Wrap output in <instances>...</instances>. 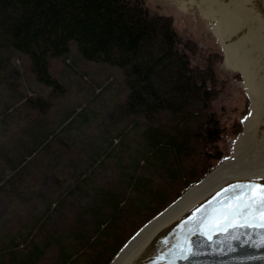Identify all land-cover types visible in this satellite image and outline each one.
Returning <instances> with one entry per match:
<instances>
[{"label": "trees", "instance_id": "trees-1", "mask_svg": "<svg viewBox=\"0 0 264 264\" xmlns=\"http://www.w3.org/2000/svg\"><path fill=\"white\" fill-rule=\"evenodd\" d=\"M72 42L77 58L122 69L123 83L111 90L124 120L102 130L109 141L100 136L98 146L88 136L85 164L75 169L76 160L70 161L49 197L25 186L32 178L26 168L57 158V149L71 155L61 135L82 134L98 119L92 100L63 104V115H51L56 96L67 95L54 62H69ZM16 53L29 59L35 81L49 89L46 96H25L29 112L20 114L25 127L13 142L19 151L0 159V195L40 213L19 240H0V264H110L146 223L217 167L227 155L221 143L240 136L249 113L247 99L240 117L226 125L214 103L241 76L222 77L223 53L204 51L148 0H0V85L11 77ZM132 131L139 135L136 146ZM53 167L44 164V184ZM17 218L20 224L0 226L13 231L26 225L27 217Z\"/></svg>", "mask_w": 264, "mask_h": 264}, {"label": "rangeland", "instance_id": "rangeland-1", "mask_svg": "<svg viewBox=\"0 0 264 264\" xmlns=\"http://www.w3.org/2000/svg\"><path fill=\"white\" fill-rule=\"evenodd\" d=\"M148 2L154 7L159 5L161 12L172 15L179 31L188 37L198 40L204 51L209 52L211 50H217L223 53V59L218 64V71L222 77H231L233 74H239L241 76V79L230 80L225 91L215 101L214 105L216 109L223 114V121L229 126L232 121L240 117L239 113L246 108V100L248 99L249 113L244 118V130L246 120L249 117L252 108L253 100L251 89L253 87H250L249 83L244 78L243 73L236 69L233 70V68L228 66L225 60V45L217 35V32L220 29L219 24H217L219 21L210 15H206L198 8L199 5L196 3H187L185 4L186 7L179 0H148ZM76 52L77 44L72 42L71 55L67 58L69 62L63 59L54 62V72L59 75V78L65 87L64 89L67 90V95L56 96V102L51 111V115L55 117L63 115L66 111L63 104L75 102L76 100L80 101V103H88L92 100L98 108V110L95 111V116H97L98 119L92 124L90 129L87 128L86 132L82 134L78 131L71 130V132L61 135V137H64V142L68 144L66 146L74 151L71 155H64L66 152H64L63 149H57V152H59L57 158L52 159L47 156L44 157L42 161L38 160L34 162L31 167L26 168L25 173L27 177L32 178L25 186L29 187L31 189L30 191L36 189L44 190L49 197H54L60 189V183L56 180L64 179L66 176L65 173H67V165L70 161L76 160V164H74L75 169H80L85 164L84 160L86 158V152L84 149L87 150V147L90 145L88 142V136H93L94 141L98 146V141L101 140L99 138L100 136L102 137V141H109L107 135L105 134L104 136L101 131L108 125L111 126L110 128H113L115 124L119 125L124 120L114 109L117 96L115 95V91L111 90L112 87L118 83H123L124 76L122 74V69L109 64L84 61L80 57L77 58L78 56L76 55ZM26 58L21 56V54L16 53L12 59V64H14L15 67L12 65L10 67L11 77L2 81L0 85V159L4 158V155L9 151H14V140L17 142V140L22 137V128H24L25 125L20 114L25 115L29 112L25 96L32 95L33 97H36V95L40 94L46 96L48 93L49 88L47 89L35 81L29 70L28 58ZM108 80L111 81L107 84L104 90L98 95H95L96 87L105 85ZM9 83H11L14 88H12V85ZM263 94L262 97L264 99ZM234 110L237 111L234 112ZM36 115L37 119L42 118V115ZM45 119L49 120V117L46 116ZM115 133V130H113L110 137L114 136ZM130 137H132V141H130L131 145L136 146L140 141L138 133L132 131ZM238 138L229 137L226 143H221V147L227 152V155L222 160L230 158L234 154V141ZM18 151L19 150H15L13 153L16 154ZM60 155H62V157H59ZM48 163H53L54 171L49 170V176L44 184L42 180L45 175H42L41 170H45L44 164L47 165ZM4 186L5 184L1 187ZM39 213V207H28L25 205L12 206L9 205L7 198L0 195L1 226H6V223L10 224L12 221L20 224L18 218L16 219L17 216H25L28 218V221H25L26 225L23 224L21 228L19 226L13 231H9L0 226V240L8 241L10 235H14L17 240H19V235L27 233L30 229L29 220L32 221ZM119 253L120 251L115 255L111 262H113Z\"/></svg>", "mask_w": 264, "mask_h": 264}, {"label": "bare ground", "instance_id": "bare-ground-1", "mask_svg": "<svg viewBox=\"0 0 264 264\" xmlns=\"http://www.w3.org/2000/svg\"><path fill=\"white\" fill-rule=\"evenodd\" d=\"M196 3L206 15L217 19V35L225 45V60L243 73L252 94V108L234 154L193 185L182 197L146 223L113 260L118 264L159 222L225 174L264 166V4L262 0H179ZM192 5V4H191ZM186 6V5H185ZM187 7V6H186ZM203 14V13H202ZM207 18V17H206ZM211 18V17H210ZM214 19V20H215ZM218 26V25H217ZM248 85V84H247ZM250 90V89H249ZM264 95V94H263Z\"/></svg>", "mask_w": 264, "mask_h": 264}, {"label": "water", "instance_id": "water-1", "mask_svg": "<svg viewBox=\"0 0 264 264\" xmlns=\"http://www.w3.org/2000/svg\"><path fill=\"white\" fill-rule=\"evenodd\" d=\"M248 182L264 184V166L228 173L216 179L154 226L118 264H153L154 261L159 264H264V247L257 246L260 240L257 232H264V229H241L240 232L245 234L240 235L239 240L231 239L232 232L215 234L211 241L202 235L189 237L193 250L198 254L190 255L187 260L180 258L176 248L184 237L181 225L192 217L194 209L207 207L222 189ZM230 247L234 250L229 251Z\"/></svg>", "mask_w": 264, "mask_h": 264}, {"label": "snow or ice", "instance_id": "snow-or-ice-1", "mask_svg": "<svg viewBox=\"0 0 264 264\" xmlns=\"http://www.w3.org/2000/svg\"><path fill=\"white\" fill-rule=\"evenodd\" d=\"M181 229L184 237L176 248L180 258L185 260L198 254L189 237L202 235L211 241L215 234L232 232L231 239L239 240L240 235L245 234L240 232L241 229H264V184L248 182L222 189L207 207L194 209L192 217L181 225ZM257 235L260 237L257 246L264 247V232H257ZM233 250L229 248V251Z\"/></svg>", "mask_w": 264, "mask_h": 264}]
</instances>
